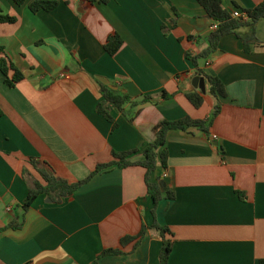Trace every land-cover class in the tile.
<instances>
[{"label":"crops","instance_id":"crops-1","mask_svg":"<svg viewBox=\"0 0 264 264\" xmlns=\"http://www.w3.org/2000/svg\"><path fill=\"white\" fill-rule=\"evenodd\" d=\"M57 1L54 9L34 13L28 1L0 0L1 13L16 17L0 22V46L23 74L9 86L0 71V227L23 219L21 227L0 233V264H89L106 248L122 253L97 264H159L156 229L148 228L134 249V241L120 244L152 223L142 166L110 167L61 202L42 193L24 209L28 187L39 177L31 162L68 182L110 161L112 151H131L129 160L138 162L161 119L206 120L216 102L208 133L168 131L166 166L151 180L162 179L174 197L157 203L156 220L171 232L168 264H259L264 17L252 22L247 11L264 0H222L231 18L239 19L236 10L247 18L220 38L214 53L198 59V68L218 77L226 92L214 97L204 79L199 108L184 95L194 89L195 76L185 54L206 48L217 22L197 0ZM115 33L123 43L109 55L104 44ZM97 76L132 99L154 98L126 115L113 108L112 129L96 111L102 99ZM162 91L174 95L162 99Z\"/></svg>","mask_w":264,"mask_h":264},{"label":"trees","instance_id":"trees-1","mask_svg":"<svg viewBox=\"0 0 264 264\" xmlns=\"http://www.w3.org/2000/svg\"><path fill=\"white\" fill-rule=\"evenodd\" d=\"M28 1V7L32 12H38L40 10H52L58 5L57 0H14L18 5H21ZM91 3L94 1L106 2V0H87ZM198 3L204 8L208 16L217 22V27L214 28L207 36V47L202 49L196 54H190L186 52L185 56L195 66L194 74L204 77L208 86V91L211 95L218 98L226 94L224 86L218 77L205 74L197 66L199 58H206L210 54L214 53L220 38L232 32L238 26L242 24L241 19H233L230 17L228 12L222 7V0H197ZM252 22L264 17V2L259 3L251 10L247 11ZM16 20L15 16L1 13L0 11V22L13 23ZM123 40L118 34H112L108 37L104 44V49L109 55H114ZM0 71L5 76V83L9 86H13L17 81L22 79L23 74L16 67V65L10 60L4 48L0 46ZM100 87V93L102 99L96 105V111L102 115L106 120L111 123L112 129L116 127V122L112 117L111 111L113 108L122 112L124 115L132 108L142 106L152 101L154 96L142 95L140 98L132 99L127 93L122 92L118 89L109 88L107 85L98 81ZM174 94H169L166 91H162L159 95L162 99H170ZM188 101L196 108H199L204 103V94L198 89H192L184 93ZM129 104V109L124 110V105ZM219 111V102L213 107L210 117L206 120L194 119L190 116H185L176 120L161 119L154 127V139L146 144L143 148V159L138 162H131L129 156L133 153L131 151L117 152L112 151V159L105 163H99L89 173L87 177L76 182H68L67 180L56 176L46 165H41L32 160V166L38 173V178L32 179V184L28 187L26 198L23 202V208L27 209L34 199L42 193H45L54 202H61L63 198L70 196L78 187L89 181L97 173L103 172L110 167H126L129 165H140L145 169V185L147 194L153 200V207L151 209L152 223L150 226L141 225L138 233L132 236H124L120 240V244H124L134 241L133 249L137 246L139 241L144 236L148 228H154L158 231L159 237L161 238V248L159 251V264H168V257L171 251L172 241L169 238L171 232L168 227L160 225L156 220L155 207L161 199H172L174 197L173 192H170L166 186L163 185V180L156 178L151 180L152 173L157 169L158 166H166L167 150L165 148L166 135L169 130L180 129L186 130L189 127H196L205 133H208V127L211 121ZM138 112V111H137ZM136 112V113H137ZM1 115V110H0ZM133 120V117L131 118ZM23 224V219L12 220L3 227H0V233L8 228L17 229ZM122 250L120 248H106L100 253L89 264H97L98 260L106 255L120 254ZM259 264H264V259L259 260Z\"/></svg>","mask_w":264,"mask_h":264},{"label":"water","instance_id":"water-1","mask_svg":"<svg viewBox=\"0 0 264 264\" xmlns=\"http://www.w3.org/2000/svg\"><path fill=\"white\" fill-rule=\"evenodd\" d=\"M97 79L100 82H102L103 84L107 85L109 88L117 89V87L114 86L113 84L109 83L108 80L103 79L100 76H97ZM191 83H192V85H193L194 88H199L202 93L205 92L204 77L199 76V75H195V76H193ZM215 144H216V142H215Z\"/></svg>","mask_w":264,"mask_h":264},{"label":"built area","instance_id":"built-area-1","mask_svg":"<svg viewBox=\"0 0 264 264\" xmlns=\"http://www.w3.org/2000/svg\"><path fill=\"white\" fill-rule=\"evenodd\" d=\"M233 16L234 17H237V18H240V19H246L247 18V13L245 12H240V11H234L233 12ZM214 28L217 27V24L213 25Z\"/></svg>","mask_w":264,"mask_h":264},{"label":"rangeland","instance_id":"rangeland-1","mask_svg":"<svg viewBox=\"0 0 264 264\" xmlns=\"http://www.w3.org/2000/svg\"><path fill=\"white\" fill-rule=\"evenodd\" d=\"M206 94L209 96V93H208V92H207ZM208 98H209V97H208ZM128 109H129V108H128Z\"/></svg>","mask_w":264,"mask_h":264}]
</instances>
